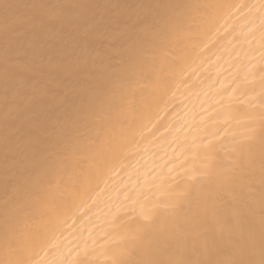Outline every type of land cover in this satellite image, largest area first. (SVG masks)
<instances>
[{
	"label": "bare ground",
	"instance_id": "obj_1",
	"mask_svg": "<svg viewBox=\"0 0 264 264\" xmlns=\"http://www.w3.org/2000/svg\"><path fill=\"white\" fill-rule=\"evenodd\" d=\"M0 2L213 6L194 10V23L185 21L169 34L167 57L157 55L136 67L132 88L126 80H113L104 91L97 87L107 75L103 69H95L89 81L81 82L70 75L71 67L109 51L111 45L124 44V27L114 21L136 10L14 9L6 21L0 9V261L128 264L146 258L132 239L147 223L142 217L161 214L163 219L180 208L186 216L202 212L203 205L190 206L185 193L197 180L208 187L210 175L214 184L236 150L250 143V136H259L264 112L262 0ZM244 5L248 7H228ZM17 14L35 17V23L43 26L36 41L37 57L25 46L31 25L13 30ZM85 28L90 40L82 44ZM66 50L71 53L67 59L60 54ZM40 54L50 61L44 76L36 71ZM69 94L74 98L71 109L64 104ZM46 118L55 123L54 128L48 125V132L59 135L67 146L63 154L68 175L59 184L53 179L49 185L45 170H31L32 148ZM253 152L259 155L258 139ZM113 156L119 166L113 164ZM8 183H17L30 194L14 214L24 247L16 257L8 255L3 240ZM207 207L211 212V201ZM217 208L222 216L223 204ZM255 212L258 232V198ZM208 222L215 223L211 215ZM34 240L50 243L44 246ZM217 258L228 259V250Z\"/></svg>",
	"mask_w": 264,
	"mask_h": 264
},
{
	"label": "snow or ice",
	"instance_id": "obj_2",
	"mask_svg": "<svg viewBox=\"0 0 264 264\" xmlns=\"http://www.w3.org/2000/svg\"><path fill=\"white\" fill-rule=\"evenodd\" d=\"M47 7L59 9L127 7L136 10L127 18H116L114 21L124 27L121 34L124 44L119 48L111 45L109 51L94 55L89 60L71 67L70 75L81 82L89 81L95 69H103L107 75L97 81V87L104 91L110 87L113 80H126L132 88L136 67L143 60L155 59L157 55L167 57L165 44L169 34L185 21L194 23V10L213 6L179 3L48 6L0 2V9L3 10L6 21L8 13L14 9L38 10ZM260 11L264 14V0L260 4ZM76 19L78 18H74V22ZM25 24L31 25V36L25 42L26 49L31 50L33 57H37L36 41L43 26L35 23V17L28 18L17 14L14 17L13 30L20 32ZM261 24L264 25V16L261 18ZM8 31L6 23V34ZM89 40L90 32L85 28L80 36V42L86 44ZM24 54L27 55L28 52L25 51ZM60 54L66 59L71 55L67 50ZM49 66L50 61L40 54L36 71L42 76L47 75ZM64 104L68 109L74 106V98L71 94L66 97ZM260 120L259 136H250L248 138L250 143L241 145L236 150V155L230 157L229 163L224 165L227 171L218 177L214 184L210 175L208 187H204L205 181L197 180L185 193L184 198L190 206L195 205L199 208L203 205L202 212L186 216L182 214L183 208H180L179 211L173 209L164 215L163 219L161 214L142 217L147 223L139 226L132 239L137 242V246L146 258L129 261L128 264H264V112L261 113ZM49 124L55 127L54 121L46 118L41 126L40 136L32 148L35 158L31 162V170H45L44 180L50 185L53 179L59 184L68 175V164L63 154L67 146L59 135L48 132ZM253 132L255 133L254 128ZM257 139L259 140L258 156L253 152ZM112 162L119 166L117 157L113 156ZM29 195V192L22 190L17 183L6 185L3 240L5 250L10 257L22 255L24 251L16 231L14 214L18 213L19 204L26 201ZM257 198L260 208L258 232L254 223ZM209 201L213 204L211 212L207 207ZM220 204H223L225 209L222 216L217 208ZM210 215L215 221L214 225L208 222ZM233 222L236 224L235 227ZM245 222H247L246 227ZM33 243L47 246L50 242L34 240ZM225 249L228 250L229 258H217ZM174 256L181 258L176 259L173 258ZM0 264H33V261L16 258L0 261ZM35 264L40 262L36 261ZM48 264H56V262L52 261Z\"/></svg>",
	"mask_w": 264,
	"mask_h": 264
}]
</instances>
